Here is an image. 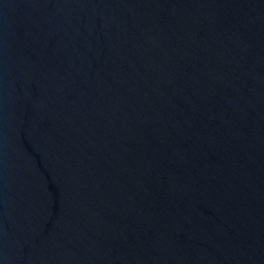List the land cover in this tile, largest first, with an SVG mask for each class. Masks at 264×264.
Instances as JSON below:
<instances>
[{"label":"water","instance_id":"water-1","mask_svg":"<svg viewBox=\"0 0 264 264\" xmlns=\"http://www.w3.org/2000/svg\"><path fill=\"white\" fill-rule=\"evenodd\" d=\"M0 264H264V0H0Z\"/></svg>","mask_w":264,"mask_h":264}]
</instances>
